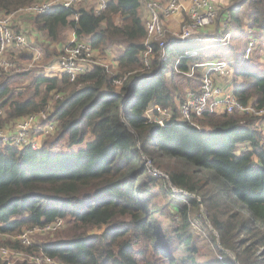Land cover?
<instances>
[{
	"label": "trees",
	"instance_id": "obj_1",
	"mask_svg": "<svg viewBox=\"0 0 264 264\" xmlns=\"http://www.w3.org/2000/svg\"><path fill=\"white\" fill-rule=\"evenodd\" d=\"M39 1L0 0V16ZM139 6V0H109L95 13L56 4L29 15L35 30L44 33L46 62L58 55L54 44L66 28L86 37L101 55L119 45L123 50L112 72L95 64L74 81L35 71L0 75V109L9 117L37 113L53 100L46 121L59 122L54 135L35 149L0 138V235L15 236L55 219L66 225L34 247L9 240H0V245L43 253L63 264H210L201 261L197 246V238L206 232L211 248L234 254L225 264H264V130L257 117L238 112L178 120L181 88L171 71L177 58L181 71L206 60L233 59V66L249 58L234 51L232 42L202 45L190 40L167 46L162 61L150 43L153 56L145 67L140 54L146 33ZM224 14L229 31L245 32V44L250 35L264 44V0H238L220 16ZM21 15L15 13L13 22ZM192 50L195 57H182ZM239 75L242 85L234 89L239 101L252 99L257 107L264 106V75L247 66L236 69L235 78ZM23 76L31 79L30 92L15 93L12 80ZM118 79L121 84L114 83ZM152 106L170 109L173 116L161 126L147 114ZM5 122L0 117V128ZM61 144L65 150L58 148ZM240 144L248 149L244 145L237 152ZM145 158L161 163L169 180L153 177ZM168 182L182 194L172 195ZM160 194H170L173 218L180 219L172 229L160 220L167 218L170 204L161 205ZM201 207L206 219L196 215ZM95 228L99 232L89 233Z\"/></svg>",
	"mask_w": 264,
	"mask_h": 264
},
{
	"label": "built area",
	"instance_id": "obj_2",
	"mask_svg": "<svg viewBox=\"0 0 264 264\" xmlns=\"http://www.w3.org/2000/svg\"><path fill=\"white\" fill-rule=\"evenodd\" d=\"M87 0H41L30 5L20 7L16 10L17 14H25L34 16L36 14L44 13L51 9L53 5L61 4L67 8H75L77 5L86 2ZM94 6L91 9L99 13L105 9L108 0H93ZM189 6L187 8V20L183 22L178 32L171 33L167 36V30L163 26V21L160 18V13L163 17H169L171 14L176 13L181 8V0H150L146 4L148 11V18L144 21L146 30L145 47L143 49L145 58V67H148L152 55V46L150 43L155 44L157 53H159V59L166 60L165 49L167 46L174 42L184 43L190 40L193 41H207L208 43L214 42L218 45L227 44L231 38V32L229 31V18L228 16L220 24L219 31L214 36H204L203 31L209 27L217 17V10L212 7H205L206 0H188ZM15 13H10L6 16H0V75L2 72L13 71L11 63L4 59V55L11 48L16 49H28V43L26 37L21 32L14 31L11 28L10 21L14 17ZM251 31H249L250 33ZM29 42V41H28ZM214 45V44H209ZM208 45V46H209ZM259 41L252 35L247 39V44L243 53L244 58H249L253 51L258 47ZM190 55H195V51L185 52ZM93 49L86 41L72 40L57 57L58 73L67 75L70 81H74L79 73H83L91 68L95 64H101L93 60ZM183 57V56H182ZM105 66V65H104ZM197 67H201L203 71L202 82L199 87L198 93L187 92L185 94L184 101L179 106V113L183 121H192L193 117H200L205 113L210 114H223V113H242L249 116L257 117V122H260L261 127L264 130V106L257 107L253 103L243 104L230 92H221V90L215 86L213 78L214 73L219 76H227L230 74V63L228 61L216 60L210 62H202L195 64ZM116 67V65H115ZM114 67V69H115ZM11 68V69H10ZM108 69V67L105 66ZM176 68V67H175ZM113 69V70H114ZM109 70V69H108ZM112 72V70H109ZM192 74V68L186 73ZM114 83L121 84V79L115 80ZM52 102L46 105V107L32 114H27L21 117L17 121V129L24 132L27 126L31 125L33 121H36L37 115L42 118H47L50 115L52 109ZM154 110L160 111L157 106L153 107ZM47 115V116H46ZM170 118V117H168ZM167 118V119H168ZM155 121V120H154ZM157 122V121H156ZM161 123V122H160ZM59 122L56 120L47 121L46 124L38 126H45V134H49L52 130L58 129ZM163 125V124H162ZM35 130V129H34ZM41 133V132H40ZM24 133H18L16 135L17 141L27 139ZM1 139L5 143L13 146L27 145L29 144L33 149L37 148L33 142H20L16 144V139L7 138L5 135L1 136ZM153 175L158 176V171L153 169ZM63 223L62 219H55L50 223L35 226L31 228H24L19 232L14 240L21 246H30L32 244V236L34 234H44L48 231L54 230L56 227ZM0 260L6 264H14L16 262L25 261L30 264H61L54 261L49 256L43 253H32L16 249L14 247H8L0 245ZM63 264V263H62Z\"/></svg>",
	"mask_w": 264,
	"mask_h": 264
},
{
	"label": "rangeland",
	"instance_id": "obj_3",
	"mask_svg": "<svg viewBox=\"0 0 264 264\" xmlns=\"http://www.w3.org/2000/svg\"><path fill=\"white\" fill-rule=\"evenodd\" d=\"M148 1H150V0H142L144 9H146V16H145V13H144L143 17H142V21H145L148 18V11H147V8H146V4H147ZM82 5H85V6L91 8V7L94 6V1L93 0H87L84 3H81V4L77 5L75 8L80 7V6L82 7ZM21 16L26 21V25L25 26L28 27V28H25V29H22V30L21 29H17L18 25L16 23L14 24V22H13L15 17L12 18V20H11V28L14 31L23 33V35L26 37V41L28 43V47H30V48H28V49H16V48L9 49L7 51V53L4 55V59L8 60L11 63V67H13L14 70L10 71V72H2L1 75H5V74L16 75V73H20V72L23 73V72H27V71H35L38 74H40V73L48 74L46 72V68L45 67L47 65H49L50 63L45 61L44 56L42 57V55H44V52H43L44 49H43V47L40 44L34 45L36 43V40H33L35 38H33V36L30 35V30L32 28L31 27L32 26V19H31L32 17L29 16V15H25V14H22ZM163 18H165V17H163ZM163 23H164V21H163ZM165 29L167 30V34H166L167 36H170L171 33H174V32H171L168 28H165ZM209 29H211V28L209 27L206 30H209ZM230 31H231V28H230ZM175 32H177V31H175ZM240 38L241 37L233 38L232 44L230 43L233 46L234 51H236L237 53H240V51L242 50V47H243V43L241 42L242 40H239ZM28 39H30V42H28ZM257 40H259V39H257ZM207 43H208L207 41L201 42L202 45H206ZM40 48L42 49L41 56L39 58L35 59L34 58L35 53L32 52L31 49H34L35 51H39ZM120 48H121V45L119 47L110 48L109 49L110 52L107 53V54H103V55H101L99 52L95 53V54H93V60L97 61L99 63H102L103 65L108 67L109 70H113L115 65H116L115 59H116L117 55L119 54V52L121 50ZM60 52L61 51H59V54H60ZM142 52H143V50H142ZM142 52L140 54V58H141V60L143 62H145L144 53H142ZM185 54H183V57H191V56H193V55H190V54H187V55H185ZM193 57H195V56H193ZM112 61H113V63L111 64ZM205 62H210V61H205ZM198 69H200V68H198ZM142 70H144V68H141V70L140 69L133 70V71L129 72L128 74H134V73H136L138 71L140 72ZM178 75H180V74L175 73L173 81H175L176 83H180L181 95H182L184 90H186L187 88H191L190 85H189L190 81H187L185 78H182V77H180ZM135 79H137V78H135ZM12 81H14V82H12L13 83L12 89L14 90L15 93L16 92H21L22 94H25V93H29L30 92V90L27 89L28 87L32 86L30 77L23 76V77L20 78V80H14L13 79ZM166 113H168V112H165L164 115ZM161 115H162V112H161ZM0 117H2L6 121L4 123V125H3V127L0 128V138L3 135H5L7 138H14V139H16V142H17V143H15V145L19 144L20 142H33V144L35 146H39L41 144V142L43 141V139H45L46 137L48 138L51 135H54V133L57 131L56 129H54L49 134L44 135L45 134V132H44L45 131V126H43V127L39 128V131L41 132V134L39 136H36V134H35V131L37 130L36 128H38V126H40V125H43V124L47 123L46 117L42 118L39 115H37L36 121H33L31 125L27 126V128H26V130L24 132L19 131L17 129L18 127H16L17 126V121L23 116H21L19 118L9 117L7 112L3 108H1L0 109ZM161 118L162 117L160 116V118L154 117L153 119L155 121H157L156 123H158L159 125L162 126V124L164 123V120L161 121L160 120ZM168 119H170V118H168ZM168 119H166V120H168ZM18 133H21V134L24 133L25 136H22V139L24 137H27V139H25V140L23 139V141H21V140L17 141L18 139H17L16 135ZM85 140H87V138ZM83 142L85 143V141H83ZM22 146H24V145H19L18 147H22ZM79 147H80V145L74 146L73 149L77 150ZM243 147H244L243 144L238 145L236 147V151L237 152L238 151H242ZM58 148H62L63 150L66 149L64 144H61V146L58 147ZM245 149H248L247 144L245 145ZM167 162H171V160L170 161L164 160V163H167ZM145 165L147 166L150 174L153 177H163L167 181L169 180L168 176H167V173H166V169L164 168V166L161 163L158 166L157 165H153V163H151V161L149 159L145 158ZM153 169H156L158 171V173H157L158 176H154L153 175V171H154ZM168 184H169L168 187H170V189H172L171 190V194L172 195H174V194H182L181 190H179L177 188H174L169 182H168ZM164 189H165V191H167L169 188H164ZM158 197H159V203L161 205L167 203V207H168V202L170 203L169 204V213H168L167 218L165 219L164 216H161L160 220L162 222V225H165L169 229H172V228L176 227L178 224H180V219L178 217H174L173 218L174 212L171 209L172 208L171 205H173V202H172V200L170 198V194L167 195V196H162L160 194ZM194 198H196V197H194ZM201 211L202 212H199V213L196 211V215L198 216L200 214L201 218L206 219L204 217V215H203V212L205 211V209L203 207H201ZM190 217H191V219L197 218L195 216V214H193V213H190ZM206 222H207L206 224L208 225V227H210L209 224H208V221H206ZM193 225L197 229H198V227H200V225H198L197 223H193ZM65 227H66V225H65V222L63 221V223L60 226L56 227L54 230L48 231V233L34 234L32 236V244L31 245L34 247L37 243H41L44 240H47V239L55 237ZM202 229L205 232V228L203 227ZM92 232H99V230L95 228V229H92L91 231H89V233H92ZM200 235H201L202 238H197V241L199 242L197 244V246H198V249L200 248V252L199 253H200L201 261H203L205 263L206 262H210V264L211 263H213V264H225V258L226 257L231 258L232 260L235 259L234 258V254L230 250H226L225 253L224 254L222 253V255H221V254H219L218 250L215 249V245H213V248H211V246L209 244V241L207 239L206 232H205V236L206 237L203 236L202 234H200ZM15 236L14 235H6V236L0 235V240H9L10 242H14L15 241L14 240ZM216 237H217V235H216ZM210 242H212V241L210 240ZM3 245H5V244H3ZM23 247H27V246H23ZM23 251H24V249H23ZM26 252L28 254L36 253L35 251H31V252L26 251ZM216 256L221 261H219ZM53 260L58 262V263H61V262L57 261L56 259H53Z\"/></svg>",
	"mask_w": 264,
	"mask_h": 264
},
{
	"label": "crops",
	"instance_id": "obj_4",
	"mask_svg": "<svg viewBox=\"0 0 264 264\" xmlns=\"http://www.w3.org/2000/svg\"><path fill=\"white\" fill-rule=\"evenodd\" d=\"M139 1H140V6H139V9H138V14L140 16V19L142 20V17H143L144 13H145V16H146V9H144L142 0H139ZM156 1H161V0H156ZM237 1L238 0H206V6L205 7L210 5L209 7L215 8L217 10V17L214 20V22L209 26L211 29L206 30L209 27L204 29V31H203V35L204 36H209L208 33L209 34L218 33L219 28H220V24L223 23V20L226 17V14H224L222 16H220V14L224 13L226 8L236 4ZM188 6H189V1L188 0H181V8L176 13H174V14L170 15L169 17H166V18H163V14L160 13V18H161L162 21H164L163 26L165 28H168L171 32H175V31L178 32L180 30V27L183 24V22H185L187 20V16H188L187 15V8H188ZM82 8L89 9L90 7L82 5ZM72 17H74V19H75V16H72ZM115 21L117 22V18L115 19ZM15 23L18 25V29L22 30V29L28 28V27L25 26L26 25V21L24 20V18H22V16H19V18H17V20L14 21V24ZM142 23H143V26H144V21H142ZM10 24H11V21H10ZM31 27L32 28L30 30V35H32L33 38H35L33 40H36V43L34 45H37V44L41 45L42 43L46 44L44 33H38L33 26H31ZM144 30H145V26H144ZM145 33H146V30H145ZM243 33L245 34V32L243 31L239 35L237 33V31L234 29V32L233 31L231 32V38H230L231 40H229L230 42L228 44H226V46L229 45L231 42H233V38L241 37L239 40H242L241 42L243 43V47H242V50L240 51V53L242 51L244 52L243 49H245L247 42L245 44V39H244ZM61 37H62V39L60 40V42H57V43L54 44V47L56 48L58 54H59V51L62 52L63 49L65 48V46H67L68 43H70L72 40L73 41L76 40V41H86V42H88V39L86 37H83V38L77 37L75 35L74 30L72 28L64 29L62 31V33H61ZM145 40H146V35H145ZM145 40H144V45H145ZM203 41H205V40H203ZM203 41H198V42H203ZM258 41H259L258 47L253 51L252 55L246 61L240 62V63H238V65H233L232 66L231 65V61L233 59L230 60V61L226 60V61H228L230 63V66H231L230 74H228L227 76L223 77V76H219V75L214 73L213 78H214V81H215V86L218 87L221 90V92H223V93L224 92H230L236 97V95L234 93V89H235L236 86H241L242 85L243 79H242V76H240V75L237 78H235V71H236V69H239V68H241L243 66H247L248 70L250 72H255V73H258L260 75H264V44L261 42V40H258ZM29 42H30V39H29ZM175 43L182 44V43H179V42H174L171 45H173ZM244 45H245V47H244ZM119 46H116V47H119ZM120 49H121V51L123 50L122 47ZM31 50H32V52L35 53V56H34L35 59L39 58L41 56V52H42L41 48L39 49V51H35L34 49H31ZM192 51L196 52V50H192ZM109 52H110V50L107 51V53H109ZM93 53L95 54V53H98V52L93 50ZM165 55H166V53H165ZM195 55H193V56H195ZM43 56L44 55H42V57ZM58 56L59 55H57L56 57H53L52 59H50V61H49L50 64L45 67L46 68V72L48 74H45V75H48V76L61 75V74H59L57 72L58 71V65H57V61L56 60H57ZM152 56H153V53L151 55V58H152ZM166 58H167V56H166ZM178 60L179 59L177 58L173 62L172 67H171L172 68L171 71H173L174 73H178V74H180L178 76H180L182 78H185L186 80H189L190 81L189 85L191 87V88H187L186 90H184V92L181 95L180 103H179V101H177L178 105L180 106L181 103L184 101L185 94L187 92H193V93H198L199 92V87L201 85L202 77H203V71H202L201 67H197V66H195V64H188V68L186 69V71H181L178 68L179 67V61ZM213 61H216V60H213ZM115 62H116V59H115ZM112 63H113V61L111 62V64ZM116 65H117V62H116ZM190 68H192V74L191 75H187L186 73L189 71ZM198 68H200V69H198ZM166 77H169V73L168 72L166 73ZM51 102H53V100H51ZM247 103H252V99L249 100ZM179 106H178V116H177V118H178V120H182L181 116H180V113H179ZM153 107L154 106L150 107L147 110V114H149L150 118H152V119L154 117L160 118V116H161L162 118L160 120L161 121L162 120L165 121L168 117H170V116L172 117L173 116V112L170 109L169 110L168 109H161L160 107H159L160 111H158V114L155 116L153 114V111H154ZM161 112H162V115H161ZM165 112H168V113H166L164 115ZM193 119H194V117H193ZM193 119H192V121H193ZM35 134H36V136H39L41 133L37 129L35 131ZM244 145H246V144H244Z\"/></svg>",
	"mask_w": 264,
	"mask_h": 264
}]
</instances>
